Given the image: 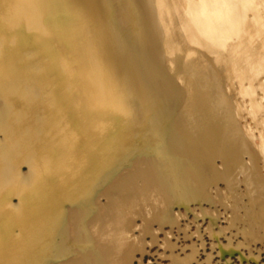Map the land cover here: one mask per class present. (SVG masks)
<instances>
[{
	"label": "bare ground",
	"instance_id": "6f19581e",
	"mask_svg": "<svg viewBox=\"0 0 264 264\" xmlns=\"http://www.w3.org/2000/svg\"><path fill=\"white\" fill-rule=\"evenodd\" d=\"M176 6L0 0V264L62 253L70 207L150 134L151 104L175 112L190 47Z\"/></svg>",
	"mask_w": 264,
	"mask_h": 264
},
{
	"label": "rangeland",
	"instance_id": "374dc122",
	"mask_svg": "<svg viewBox=\"0 0 264 264\" xmlns=\"http://www.w3.org/2000/svg\"><path fill=\"white\" fill-rule=\"evenodd\" d=\"M246 1L241 28L189 51L175 112L151 104L150 134L70 207L48 264H264V0Z\"/></svg>",
	"mask_w": 264,
	"mask_h": 264
},
{
	"label": "crops",
	"instance_id": "0c3cea01",
	"mask_svg": "<svg viewBox=\"0 0 264 264\" xmlns=\"http://www.w3.org/2000/svg\"><path fill=\"white\" fill-rule=\"evenodd\" d=\"M173 2L177 5L179 14L175 31L188 37L191 59L198 56L196 54L200 50H212L224 42L221 28H241L240 13L247 3L246 0H173ZM200 35L209 37L210 42L207 44L209 47L204 43L201 44ZM188 77L189 75H184V78L188 79Z\"/></svg>",
	"mask_w": 264,
	"mask_h": 264
},
{
	"label": "water",
	"instance_id": "95a60500",
	"mask_svg": "<svg viewBox=\"0 0 264 264\" xmlns=\"http://www.w3.org/2000/svg\"><path fill=\"white\" fill-rule=\"evenodd\" d=\"M24 172L26 171V168H24V170H23ZM16 202V201H15Z\"/></svg>",
	"mask_w": 264,
	"mask_h": 264
}]
</instances>
